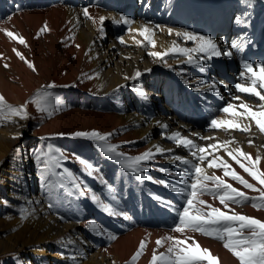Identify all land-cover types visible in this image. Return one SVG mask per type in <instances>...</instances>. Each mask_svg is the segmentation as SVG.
Here are the masks:
<instances>
[{
	"label": "bare ground",
	"instance_id": "obj_1",
	"mask_svg": "<svg viewBox=\"0 0 264 264\" xmlns=\"http://www.w3.org/2000/svg\"><path fill=\"white\" fill-rule=\"evenodd\" d=\"M189 1L0 0V29L14 34L9 37L0 30V94L7 104H27L28 113L26 117L11 116L5 109V115L0 116V148L5 146L3 154L11 151L17 170H4L0 178V201L7 196L12 204L11 213L0 220V256L14 255L15 264H64L66 260L68 264H151L153 250L159 255L172 243L158 247L156 240L172 236L184 240L183 246L191 252L203 254V249H209L211 256L218 258L213 264H241L224 247L225 240L200 232L173 231L186 205L193 164L200 163L191 155L196 148L190 150L172 139L176 133L207 149L203 154L207 160L200 163L204 174L223 176L222 168L207 167L209 160L223 158L257 188L264 187L227 155V151H232L258 174L264 172V132L256 123V119L264 121L260 115L264 101L258 96L241 93L234 86L232 93L217 97L215 107L202 93L201 106L197 108L188 106L180 111L175 105L164 104L162 111L156 103L157 98L163 97L157 73L179 79L184 86H195L193 90L204 89V61L217 64L214 56L208 59L200 52L191 53L190 63L189 56L179 51L197 48L200 43L186 40L183 33L202 36L183 28L188 22L194 26L203 16L201 9H193ZM231 1L230 11L239 10L247 15L256 12L264 2L247 0V5ZM85 8L92 18L84 15ZM158 9L164 13L155 11ZM100 17L105 20L101 22ZM163 17L169 20L166 25L160 23L157 28L150 23ZM124 18L130 23L125 24ZM227 19L228 11L206 27L212 28V32L231 27L233 33L231 24H223ZM144 27L150 29L147 35L155 46L140 35ZM126 28H132L135 40H131L130 33L126 34ZM168 29L173 30L171 34ZM177 32L181 35L177 36ZM212 32L207 31L205 36L213 40ZM21 38L24 44L19 42ZM153 52L162 55L153 56ZM185 67L200 69L202 77L194 79ZM252 71L258 80L256 91L264 95L259 84L264 72L256 67ZM137 72L141 73L139 77ZM251 77L244 76L242 85L250 86ZM48 85H55L47 90L58 98L51 115L40 112L34 102L36 94ZM65 98L68 100L64 101ZM229 103L233 108L223 112ZM242 103L258 114L256 119L241 107ZM212 119L229 123L216 128L211 125ZM78 131L111 133L108 142L117 145L118 152L134 157L151 150L154 159L141 162L139 174L132 172L101 151L104 142L74 136ZM213 144L215 149L209 147ZM157 148L164 151L158 152ZM237 149L250 154V158L241 156ZM176 156L182 159L175 160ZM183 160L191 163L185 164ZM224 179L249 197L260 195L230 177ZM205 183L213 187L211 181ZM172 187L185 191L176 193ZM94 195L100 202L93 199ZM199 199L226 214L234 212L264 222V207H253L258 200L229 202L226 209L208 194ZM109 205L131 219L110 215L105 210ZM91 221L101 226L102 235L89 227ZM244 234H248L247 229ZM141 241H145V248L133 260Z\"/></svg>",
	"mask_w": 264,
	"mask_h": 264
},
{
	"label": "snow or ice",
	"instance_id": "obj_2",
	"mask_svg": "<svg viewBox=\"0 0 264 264\" xmlns=\"http://www.w3.org/2000/svg\"><path fill=\"white\" fill-rule=\"evenodd\" d=\"M84 15L86 17L92 18L88 12V9H84ZM11 17H9L10 19ZM105 17H100V21L103 22ZM125 24L130 23L127 18L123 19ZM238 22H240L238 20ZM119 23V21H117ZM157 28L160 26L157 25ZM5 31L9 37H13V32L7 29H0ZM43 31V29H41ZM150 29L148 27H144L140 32V35L144 36L146 40H149L150 43L155 46L154 42L150 40L149 33ZM172 29H168L169 34L172 33ZM177 36H180L181 33L177 32ZM184 38L186 40H198L200 43L197 48H180L179 51L185 55L189 56V62L192 61L191 53L200 52L205 53L208 59H211L213 56L219 57L222 54L231 57L233 52L231 49L224 51L223 53L217 46L216 42L213 41L210 37L206 36H197L192 33H183ZM19 42L24 44V39H20ZM121 43H124L123 38H121ZM247 43V41H242L239 43H234L232 48L237 50H241L243 46ZM20 56L21 60H25V57L20 53H17ZM153 56H161V53L153 52L151 53ZM164 55H167L165 53ZM28 66L36 71L34 65L26 61ZM6 68L9 67L8 64L4 65ZM261 72H264V64L257 65ZM244 68L247 71L252 72L251 77V85L248 87L243 86L242 84H236V89L241 93H250L253 96H258L261 101H264V95H261L256 91L255 86L258 83L256 79V73L252 71L253 64L245 63ZM203 71V68H201ZM141 75L140 72L136 73V76L139 77ZM244 73H241L243 76ZM260 87L264 88V77L260 78L259 81ZM55 85H48L41 92L36 94V98L34 100L37 109L40 112H48L51 115L52 111H55V103L58 101V98L55 97V94L47 89L53 88ZM210 87H215V85H210ZM141 96H145L143 92L140 93ZM146 98V96H145ZM235 99H239V97H235ZM241 107L245 108L250 112V115L253 119H256L257 113L251 112L248 109L246 104H241ZM233 108V105L229 103L226 107L222 109L223 112L227 113ZM261 108L264 109V105H261ZM5 109H7V115L18 116L22 115L26 117L27 113V104L21 106H13L7 104L4 96L0 94V116L5 115ZM260 115L264 116V111L260 113ZM229 123L228 121H218L217 119L211 120V125L220 128L223 124ZM256 123L259 126L261 132H264V121L260 119H256ZM238 127V125H237ZM248 131V129H244ZM76 137H87L89 139H94L98 142H104L101 146V151L105 154H108L117 159V162L122 163V166L125 169H128L135 173L141 172V162L150 161L154 159L153 152L151 150L134 157H128L122 151H117L118 146L111 144L108 142V137L111 136V133L101 134L99 132H84L78 131L73 133ZM172 139L176 140L179 144H182L185 147H188L190 150L192 148H196L197 151L191 152V155L196 157V160L200 163H203L207 160V156L203 155L207 152V149L204 147H199L194 144L192 140L187 138H182L179 133L174 134ZM210 139V137L205 138ZM251 143V141H250ZM209 147L215 149L216 145H210ZM158 152H163V149L157 148ZM241 156H247L250 158V154L244 153L242 150L237 149ZM198 153H200L198 155ZM227 155L230 156L236 163L244 170V172L248 173L254 180L258 181L261 186H264V172L257 173V170L251 165H246L242 163L235 155H233L232 151H227ZM175 160H181L182 158L179 156L174 157ZM219 160V163L217 162ZM259 160V157H257ZM183 163L188 164L191 163L188 160H183ZM200 163L193 164L194 174L192 176V182L188 185L189 191L187 195L186 205L183 210L179 213V222L173 229L175 232L185 233V230L200 232L205 235L215 236L218 239L225 240L224 247L230 250L241 262V264H264V222L260 221L256 218H250L245 215H241L238 213H234L229 215L226 214L218 207H214L211 204H208L207 201L203 199H199V196L204 194H208L212 196L213 199H218L219 203L224 206V208L229 207V202L239 204L246 200H258L259 203H253V207H264V187L257 188V186L253 183H250L243 176L235 171L223 158H214L208 161V168H222L223 176H217L215 174L206 175L204 174V170L200 167ZM90 167V166H89ZM161 171H164L161 169ZM91 175V173H89ZM224 177H230L231 180L237 181L240 185H242L246 189H250L254 192H259V197H249L245 192L241 191L239 188L234 187L231 183L227 182ZM144 179H151V177H144ZM206 181H211L213 183V187L210 188ZM157 183H164V181H156ZM170 186V185H169ZM171 187V186H170ZM172 191L176 193H182L185 190L180 187H172ZM93 199L97 202L99 198L95 195ZM159 199V198H158ZM170 204V202H167ZM200 205L202 207H197ZM207 207V211L204 210V207ZM49 207H53L52 204H49ZM106 211H109L110 215L113 216H121L125 215L122 212L116 211L111 206H106ZM231 211V209H229ZM62 220L64 217H60ZM126 219H131L125 215ZM238 225V226H237ZM211 226V227H210ZM89 227L93 230L97 231V234H103L101 230V226L97 224L95 221H91L89 223ZM248 230V234H244V230ZM111 236V234H109ZM111 238H115L111 236ZM186 239H190V237H186ZM171 241L172 243L166 249V252L159 253L157 255L156 250H153V254L151 257V264H203L204 261H208V264H213V261H218L217 257H212L209 249H203V254H197L189 251L188 247H184V240L177 239L175 237L169 236L166 238L156 240V245L158 247H162L166 242ZM190 247V246H189ZM196 247H199L197 244ZM145 248V241H141L138 251L133 256V260L139 257L142 251Z\"/></svg>",
	"mask_w": 264,
	"mask_h": 264
},
{
	"label": "rangeland",
	"instance_id": "obj_3",
	"mask_svg": "<svg viewBox=\"0 0 264 264\" xmlns=\"http://www.w3.org/2000/svg\"><path fill=\"white\" fill-rule=\"evenodd\" d=\"M126 31H127L126 34H128V33L131 34V36H130L131 40H135L136 39V36L133 33L132 28L131 29H127L126 28ZM113 34H114V31L112 32L111 35H113ZM186 70L187 69L185 67V71ZM58 84H61V83L59 82ZM67 100H68L67 98L64 99V101H67ZM4 148H5V146L0 148V178L1 179H2L1 174L4 172V170L9 171V169H10V170H12L14 172L17 171L16 168L14 167L15 159H14L11 151H9V153L7 151L6 154H3L2 150ZM48 191L51 192L50 190H48ZM51 195H52V193L49 194V196H51ZM0 207H1V209H0V220H1V219H4L5 216L10 214L11 211H12V208H11L12 204H11V201L9 200V198L7 196H5L3 199L1 198ZM15 260H16V257L14 255L11 256L10 253L3 254V255L0 256V264H15L16 263ZM63 263L64 264H68V260L64 261Z\"/></svg>",
	"mask_w": 264,
	"mask_h": 264
}]
</instances>
